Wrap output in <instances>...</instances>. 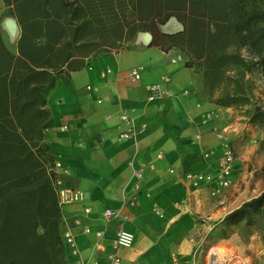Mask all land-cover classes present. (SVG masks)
<instances>
[{
	"label": "crops",
	"instance_id": "crops-1",
	"mask_svg": "<svg viewBox=\"0 0 264 264\" xmlns=\"http://www.w3.org/2000/svg\"><path fill=\"white\" fill-rule=\"evenodd\" d=\"M33 26L28 23L23 29L15 6L0 0V48L6 50L0 54L55 57L62 43L73 40L67 31L49 39L37 36ZM158 28L171 35L183 26L171 18ZM101 35L84 38L111 42L103 51L75 55L66 47L61 54L65 63L37 69L44 99L38 108L45 114L25 113L20 118L34 138L38 131L42 135L53 158L55 181L83 194L82 201L61 208V233L70 229L76 234L77 254L67 249V264H109L106 255L120 227L135 236L134 245L120 251L122 264H173L174 258L194 264L202 237L245 203L234 199L233 192L237 181L248 177L244 117L207 92L204 70L188 67L190 57L182 49L151 46L152 36L146 31L129 35L124 29L119 38L114 34L108 39ZM23 36L27 43L21 50ZM47 40L52 47L42 51ZM75 60L81 64L74 69ZM134 68L140 70L139 81L130 78ZM151 85L160 89L153 100ZM123 113L131 116L138 131L133 139L120 138L129 127L121 119ZM226 145L241 152L230 187L220 188ZM199 174L212 181L188 178ZM218 188L220 193L212 196ZM105 210L119 217L106 223ZM99 232L102 238L97 237Z\"/></svg>",
	"mask_w": 264,
	"mask_h": 264
},
{
	"label": "trees",
	"instance_id": "trees-1",
	"mask_svg": "<svg viewBox=\"0 0 264 264\" xmlns=\"http://www.w3.org/2000/svg\"><path fill=\"white\" fill-rule=\"evenodd\" d=\"M3 1L15 6L23 29L34 22L37 36L49 39L50 35L59 37L67 31L73 34V40L62 43L55 57L21 54L15 58L7 52L0 54V264H67L61 208L53 186V158L43 146L39 131L34 138L33 131L29 132L20 121L25 113L36 117L45 114L38 108L44 99L37 86L36 74L41 73L37 69L65 63L67 58L61 54L66 47L68 54L72 48L75 55H86L103 51L111 44L101 38H84L87 34L100 33L108 39L114 34L119 38L117 35L124 29L129 35L146 31L152 36L151 46L185 51L190 57L188 67L204 62L209 88L214 71L222 70L235 58L229 49L233 41L253 50L257 65L264 70L263 0ZM171 18L183 26L182 31L161 33L158 26ZM47 41L42 51L52 47ZM24 43L25 36L20 42L21 50ZM29 47L35 51L32 44ZM0 51L6 50L1 47ZM78 64L80 61L75 60L74 69ZM262 207L264 192L225 221L239 222L248 211Z\"/></svg>",
	"mask_w": 264,
	"mask_h": 264
},
{
	"label": "rangeland",
	"instance_id": "rangeland-1",
	"mask_svg": "<svg viewBox=\"0 0 264 264\" xmlns=\"http://www.w3.org/2000/svg\"><path fill=\"white\" fill-rule=\"evenodd\" d=\"M98 36L103 35L95 34ZM229 49L235 58L214 71L207 92L233 105L244 117V170L248 177L237 181L233 192L234 199L246 203L264 192V70L257 65L253 50L237 46L236 41ZM198 68L205 71L204 62ZM234 152L238 158L241 151ZM248 212L236 223L218 221L195 248L193 263L210 264L217 254L228 264H264V208Z\"/></svg>",
	"mask_w": 264,
	"mask_h": 264
},
{
	"label": "built area",
	"instance_id": "built-area-1",
	"mask_svg": "<svg viewBox=\"0 0 264 264\" xmlns=\"http://www.w3.org/2000/svg\"><path fill=\"white\" fill-rule=\"evenodd\" d=\"M130 78L133 81H139L141 79L140 70L132 69L130 71ZM149 98L151 100L155 99L160 94V89L156 85H151L148 88ZM122 121L127 124L128 129L120 135L121 139H133L138 131L132 123V118L128 113H123L121 116ZM236 155L234 150L226 145L224 148V154L222 158V162L220 165V188H227L230 184V178L233 174L236 166ZM188 178H193L194 180H202L207 179L209 183L212 181L211 177H204L203 175H189ZM220 188L215 189L211 192L212 196H217L220 193ZM54 189L57 195V200L60 208L66 205H71L74 203H78L83 200V194L79 190H73L63 187L62 181L57 179L54 182ZM86 213H90L89 209H86ZM104 220L106 223H109L112 219L119 217V214L113 210H105L103 212ZM79 224V222H77ZM89 229H85L84 233H89ZM98 238L103 237V233H97ZM63 240L68 250H71L73 254H77L76 250V234L72 232L70 229H67L63 234ZM135 242V236L130 231L120 227L115 232V238L113 240L112 251L106 255V259L109 264H122V258L120 256V251L125 249H130ZM66 249V250H67ZM77 264H98L97 262L92 263H84L82 261H78ZM173 264H182L178 258H174Z\"/></svg>",
	"mask_w": 264,
	"mask_h": 264
},
{
	"label": "bare ground",
	"instance_id": "bare-ground-1",
	"mask_svg": "<svg viewBox=\"0 0 264 264\" xmlns=\"http://www.w3.org/2000/svg\"><path fill=\"white\" fill-rule=\"evenodd\" d=\"M228 261V260H227ZM227 261H224L223 259H220L219 256L216 254L211 259L210 264H228Z\"/></svg>",
	"mask_w": 264,
	"mask_h": 264
}]
</instances>
